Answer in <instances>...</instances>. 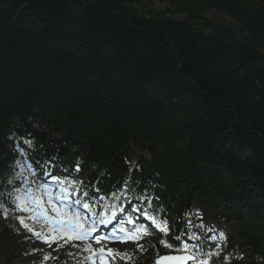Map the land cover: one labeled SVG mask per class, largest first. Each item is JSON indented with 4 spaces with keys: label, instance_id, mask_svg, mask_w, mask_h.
Listing matches in <instances>:
<instances>
[{
    "label": "trees",
    "instance_id": "16d2710c",
    "mask_svg": "<svg viewBox=\"0 0 264 264\" xmlns=\"http://www.w3.org/2000/svg\"><path fill=\"white\" fill-rule=\"evenodd\" d=\"M168 2L159 10L149 0H0V207L16 185L29 186L25 177L55 188L40 162L93 195L124 192L142 209L148 204L136 197L150 198L170 242L190 232L198 217L189 213L199 209L231 226L225 241L200 235L219 252L212 264L226 256L227 264H257L264 0ZM116 203L129 207L123 197ZM12 212L0 215L4 225ZM149 233L144 259L130 255L128 264L174 252L159 244L162 233ZM76 252L70 246L56 264H77L68 255Z\"/></svg>",
    "mask_w": 264,
    "mask_h": 264
},
{
    "label": "snow or ice",
    "instance_id": "6c2138e0",
    "mask_svg": "<svg viewBox=\"0 0 264 264\" xmlns=\"http://www.w3.org/2000/svg\"><path fill=\"white\" fill-rule=\"evenodd\" d=\"M37 167L42 169L40 176H51L55 188L47 182H37L36 179L29 182L25 177L24 183L29 186L21 191L20 186L16 185L9 192L11 200L8 207H0V215L7 218L9 210L20 212L21 215L17 217L19 224L41 242L51 247L52 243L59 240L62 243L58 244L57 248L68 244L76 248L75 254L68 253V255L75 256L77 264H118V260L128 264L131 256L107 245L116 242L138 241L144 235L150 234L149 228H154L157 233L163 234L165 238L159 240L161 246L178 253L161 256L157 251L153 264H189V262L191 264H212L213 257L219 255L218 251L206 250L204 241L194 232L180 231L170 242L166 238L170 230L168 221L156 214L158 210L153 209L150 198L136 197L141 202H147L148 208L142 209L132 204L131 198H128L124 192L119 195L112 193L110 196L107 194L93 195L68 176L61 178L52 175L44 170L45 166L40 162H37ZM80 170L81 166L77 162L75 171ZM28 171L32 177H37V172L33 170L32 165H28ZM64 171L69 172V169ZM9 183L11 184L12 181ZM125 183L128 186L127 182ZM100 191L99 188L95 189L96 193ZM122 197L128 201L127 209L123 204L116 203ZM141 216L150 221V224L141 223ZM101 228L108 230L100 235ZM207 239L214 240L215 237ZM220 240H226L223 232L220 234ZM75 241L80 243H73ZM137 247L141 251L144 250L142 245L138 244ZM212 247L215 249L219 246L213 245ZM81 254L86 255L79 259ZM51 258L50 255L43 257L45 261ZM228 259L229 257L226 256L225 264Z\"/></svg>",
    "mask_w": 264,
    "mask_h": 264
},
{
    "label": "rangeland",
    "instance_id": "374dc122",
    "mask_svg": "<svg viewBox=\"0 0 264 264\" xmlns=\"http://www.w3.org/2000/svg\"><path fill=\"white\" fill-rule=\"evenodd\" d=\"M152 7L159 10H165L169 7L168 0H149ZM171 15V14H170ZM206 18L214 20H228L223 15L216 13H210L204 15ZM175 18H181V16L174 15ZM54 188V187H53ZM21 215L20 212L13 211L11 214V221L4 225L6 219L0 216V264L13 263V264H56L59 257L65 255L70 249V244L57 248V245L62 243L56 241L52 243L51 247L41 242L34 237L32 233L26 231L18 222L17 217ZM195 215L198 217L197 224L191 223L189 225L190 232H194L197 235H203L206 238L215 237L220 238L221 232L226 234L231 231V226L221 223L218 220H212L207 217L203 218V214L199 209L193 208L189 213L190 219ZM191 221V220H190ZM203 225V227H200ZM104 228H101L99 234L103 235ZM73 243H80L75 241ZM148 243L146 235L138 241H128L126 243H109L107 246L121 253H127L139 259H144V250L141 251L137 245H142L143 249ZM240 249L243 247L238 243ZM175 253V252H173ZM241 253H245V250H241ZM50 255L52 258L45 261L43 257ZM257 264H264V257H255Z\"/></svg>",
    "mask_w": 264,
    "mask_h": 264
},
{
    "label": "water",
    "instance_id": "95a60500",
    "mask_svg": "<svg viewBox=\"0 0 264 264\" xmlns=\"http://www.w3.org/2000/svg\"><path fill=\"white\" fill-rule=\"evenodd\" d=\"M178 253H166V254H162L161 256H164V255H177ZM155 260V259H154ZM191 262H189L190 264Z\"/></svg>",
    "mask_w": 264,
    "mask_h": 264
}]
</instances>
